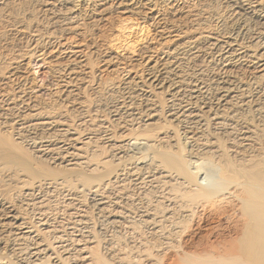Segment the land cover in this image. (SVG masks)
<instances>
[{
	"label": "rangeland",
	"instance_id": "obj_1",
	"mask_svg": "<svg viewBox=\"0 0 264 264\" xmlns=\"http://www.w3.org/2000/svg\"><path fill=\"white\" fill-rule=\"evenodd\" d=\"M75 5L78 19L64 25L59 22L68 11L58 1L48 8L43 0L0 4V79L12 72L22 76L24 98L56 107L60 125L74 128L68 137L25 146L20 153L0 147V196L10 204L5 209L0 202L5 232L14 234L13 214L26 218L45 235L40 244L76 248L64 264H73L77 248L84 246L81 256H102L109 264L137 263L143 257L173 264L186 253H225L232 243L237 246L242 219L228 200L209 211L200 206L174 240L152 235L150 225L130 230L127 214L139 219L157 199L156 188L139 168L144 164H131L142 149L128 142L137 133L157 140L174 129L188 144L192 136L201 142L225 139L215 113L235 111L242 93L264 95V71L244 53L256 49L251 47L255 40L264 43V19L235 0H78ZM104 10L112 12L111 21L99 18ZM101 35L113 55L96 45ZM235 44L244 48L239 51ZM67 45L79 50L75 73L62 78L72 81L68 88L54 70L67 62ZM172 104L175 116L167 112ZM167 138L161 142L167 144ZM47 148L50 152H37ZM35 150L42 159L35 158ZM118 164L125 169L108 179ZM22 258L20 264H26Z\"/></svg>",
	"mask_w": 264,
	"mask_h": 264
},
{
	"label": "bare ground",
	"instance_id": "obj_2",
	"mask_svg": "<svg viewBox=\"0 0 264 264\" xmlns=\"http://www.w3.org/2000/svg\"><path fill=\"white\" fill-rule=\"evenodd\" d=\"M10 1L13 0H0V4L7 5ZM43 1L46 3L47 8L57 1L65 4V11H68V14L66 17H62L59 24L68 25L71 20L76 21L78 19L77 5H75L78 0ZM235 1L247 13L264 19V0ZM121 8L126 7L122 6ZM103 17L107 22L111 21L112 12L104 10L99 18ZM97 40H99L97 41V46L105 47L109 52L112 51L111 46L108 47L107 37L101 35ZM232 41L230 45H234L235 39ZM235 46H237L239 51L244 48L241 44H235ZM251 47L256 49L248 51L244 49V53H247L245 56L253 63L256 70L262 72L264 71V43L261 44L255 40ZM64 50L67 53V62L54 65L55 73L61 79L66 74L75 71L76 56L79 52L78 49L68 45ZM109 55H113L112 52ZM126 57H129V55ZM151 77H153V82L151 83H154L157 79L154 76ZM62 81L66 82L65 86L67 88L72 82L63 79ZM25 82L22 76L14 72L0 79V147L14 153L22 152L25 146L37 147L39 143L45 141H53L54 139L58 141L59 138L67 136L74 129L70 126L64 129L63 126L65 125H60L61 121L56 116V107L39 106L37 102L24 98L23 89ZM146 92L148 94L149 90ZM261 94L255 97L251 91L247 94L242 93L238 97L239 106L236 107L235 111H228L224 115L218 112L215 113L216 123L219 124L218 128L226 133L225 139L216 138L214 141H209V143L208 141L201 142L199 137L192 136L188 137L191 139V145L186 140H183L179 130L176 129L172 132L170 130V134L166 133L164 137L157 136V140L150 139V136L146 138L147 134L142 133L134 134L129 139V145H135L142 149L139 155H134L131 158V164H144L139 166V168L143 170V175L147 174L150 182L153 183L152 187L156 188L154 196L157 199L154 201L155 205L149 204L144 207V210L141 209V218L138 219L132 214H127L130 230L133 229L134 232L136 225L139 227L146 225L149 228L151 226L152 235H161L167 240H174L182 236L181 234L184 233L182 227L194 218L200 206L204 208L203 211L205 209L209 211V208H214V205L216 207L217 204L220 202L222 204L225 200L233 203L234 212H237L238 218L242 219H240L242 221V227L240 228L242 229L241 231L237 229L239 235L236 233V237L237 235L238 237L237 246H235L236 244L233 245L236 248L234 251L231 249L233 248L232 243L229 249L232 252L226 248L223 250V252L227 250L225 253H214L212 249L213 252H208L207 250L205 253H186L173 264H264V95ZM3 104L10 105V108L6 111L3 110ZM174 105L169 106L167 110V112H171L170 116H175L176 114ZM59 126L63 128L57 129L56 127ZM52 129L54 130L53 133H46V131ZM38 131L45 132H42L40 137L31 136V134L33 135V133ZM77 135L80 136V134ZM73 136L75 134L72 133L71 137ZM164 138H167V141L169 140L167 144L161 142ZM79 139V137H74L75 141ZM39 140L41 142H37ZM31 141L33 143H30ZM71 141L73 142V140ZM87 144L89 142L85 143V145ZM38 151L50 152L48 148ZM37 152L36 150L34 152L35 158L42 159L43 155L36 154ZM74 166H81V163H76ZM1 168L0 158V170ZM124 169L123 165L118 164L113 173L108 175V179L117 178ZM44 181L45 179L38 182ZM27 195L31 194L27 193ZM0 202L3 203L2 207L5 209L10 206L8 202H3L1 196ZM227 206H224V208L226 209ZM227 208L229 209L230 207ZM231 209H229L230 212ZM219 213L221 214V211ZM13 215L12 220H15L14 234L5 232L7 226L4 222L0 224V230L4 232L0 235V264H20L19 257H23L22 260L26 259V264H64V262L71 259V251L75 250V247H71L68 243L69 245H62L59 248L55 247L56 250H54L55 248L40 244L45 239V235H41V233L36 231L26 218L25 220L19 215ZM45 223L46 221L42 224ZM234 223L237 224L236 221ZM144 233L140 232L138 234L144 236L146 234ZM89 235L91 234L89 233ZM29 240H32V242L29 243L26 252V242ZM80 241L86 243L87 240L80 238ZM85 247L77 248L80 253L72 262L73 264L110 263L102 256H81ZM227 247L229 248V246ZM215 251L217 252L218 250ZM143 258L139 259L140 262L131 261L127 264H141L142 260L147 264H158V260L155 258ZM151 260H157V262H152Z\"/></svg>",
	"mask_w": 264,
	"mask_h": 264
}]
</instances>
